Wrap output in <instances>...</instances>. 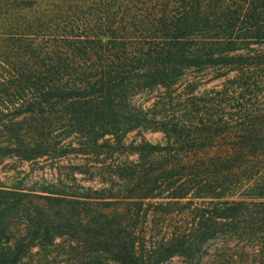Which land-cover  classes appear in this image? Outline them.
I'll use <instances>...</instances> for the list:
<instances>
[{
	"label": "trees",
	"instance_id": "trees-1",
	"mask_svg": "<svg viewBox=\"0 0 264 264\" xmlns=\"http://www.w3.org/2000/svg\"><path fill=\"white\" fill-rule=\"evenodd\" d=\"M71 152L125 159L90 186L0 180V264L62 237L162 264L264 228V0H0V156Z\"/></svg>",
	"mask_w": 264,
	"mask_h": 264
},
{
	"label": "rangeland",
	"instance_id": "rangeland-1",
	"mask_svg": "<svg viewBox=\"0 0 264 264\" xmlns=\"http://www.w3.org/2000/svg\"><path fill=\"white\" fill-rule=\"evenodd\" d=\"M217 73H202L201 82L204 89H211L220 81H212ZM142 139L151 144L165 142L161 133L134 132L127 137V142H141ZM67 144L78 147L79 139L72 136L66 139ZM71 147V148H72ZM125 156L100 154L83 155L71 152L61 158H39L34 161H23L15 156H0V180L7 186L24 184L26 186H90L98 182L100 173L108 172L123 161ZM130 159H135L131 157ZM219 235L206 243L198 256L189 259L174 256L162 264H264V228L238 229L231 226H219ZM21 264H115L101 253L88 254L76 239L62 237L54 245L46 249H34Z\"/></svg>",
	"mask_w": 264,
	"mask_h": 264
}]
</instances>
